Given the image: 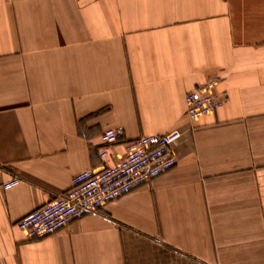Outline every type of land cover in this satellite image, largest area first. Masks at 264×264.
<instances>
[{
  "label": "crops",
  "instance_id": "obj_1",
  "mask_svg": "<svg viewBox=\"0 0 264 264\" xmlns=\"http://www.w3.org/2000/svg\"><path fill=\"white\" fill-rule=\"evenodd\" d=\"M213 76L228 101L190 121ZM174 129L170 169L44 238L16 227ZM0 264H264V0H0Z\"/></svg>",
  "mask_w": 264,
  "mask_h": 264
},
{
  "label": "built area",
  "instance_id": "obj_2",
  "mask_svg": "<svg viewBox=\"0 0 264 264\" xmlns=\"http://www.w3.org/2000/svg\"><path fill=\"white\" fill-rule=\"evenodd\" d=\"M219 82L220 77L213 76L186 94V116L190 121L228 101L227 91L217 90ZM181 136L182 132L174 129L160 135H142L129 140L122 158L73 175L66 191L23 216L16 222V227L29 238L41 239L74 219L96 211L173 167L177 161L174 148ZM100 142L99 157L103 159L107 154L106 147L117 142V132L112 128L105 129L100 135ZM16 181L17 178H13L5 185L10 186Z\"/></svg>",
  "mask_w": 264,
  "mask_h": 264
}]
</instances>
